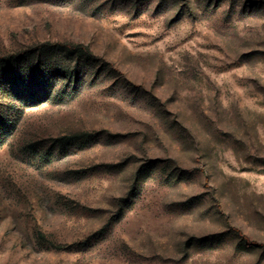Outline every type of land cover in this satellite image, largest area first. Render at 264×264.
<instances>
[{
    "label": "rangeland",
    "instance_id": "obj_1",
    "mask_svg": "<svg viewBox=\"0 0 264 264\" xmlns=\"http://www.w3.org/2000/svg\"><path fill=\"white\" fill-rule=\"evenodd\" d=\"M0 264H264V0H0Z\"/></svg>",
    "mask_w": 264,
    "mask_h": 264
},
{
    "label": "trees",
    "instance_id": "obj_2",
    "mask_svg": "<svg viewBox=\"0 0 264 264\" xmlns=\"http://www.w3.org/2000/svg\"><path fill=\"white\" fill-rule=\"evenodd\" d=\"M68 48H72V50L74 52H77L79 54H81L82 56H89L90 53L88 52V50L86 49L85 46H82V45H77V46H73V47H68ZM73 72V71H72ZM70 75L72 74L71 72L69 73ZM39 236V235H38ZM245 243L249 246H254V243H250V242H247L246 239H244Z\"/></svg>",
    "mask_w": 264,
    "mask_h": 264
}]
</instances>
